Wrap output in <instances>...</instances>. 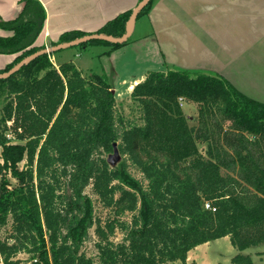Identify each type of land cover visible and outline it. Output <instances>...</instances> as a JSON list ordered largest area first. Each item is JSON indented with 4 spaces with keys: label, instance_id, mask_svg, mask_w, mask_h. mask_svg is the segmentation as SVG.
<instances>
[{
    "label": "trees",
    "instance_id": "1",
    "mask_svg": "<svg viewBox=\"0 0 264 264\" xmlns=\"http://www.w3.org/2000/svg\"><path fill=\"white\" fill-rule=\"evenodd\" d=\"M23 2L17 18L0 16V28L13 32L0 36V54L16 55L0 74L45 49L35 43L46 10L38 0ZM153 2L137 20L150 12ZM132 13L119 14L97 33L122 37ZM89 34L65 31L51 44ZM130 40H93L77 47L117 50ZM57 53L42 55L0 79V99L5 101L0 112V235L12 221L11 233L0 239V264H23L21 253L29 255L30 264H97L82 251L93 227L99 264H186L191 250L224 237L238 251L233 264H255L244 252L264 244V102L222 76L152 71L131 92L141 122L131 121L118 112L105 73L86 77L72 62L57 68L51 61ZM179 99L199 105L197 130L188 125ZM219 118L230 123L232 137L225 140L233 153L210 142L214 131L208 123ZM10 121L19 142L7 136ZM245 139L256 145L255 156L247 152ZM200 141L208 143L206 155ZM116 151L119 160L112 163ZM237 165L248 173L244 178L256 192L221 174L222 168L232 171ZM131 166L144 181L133 175ZM89 186L114 212L104 226L86 193ZM127 214L130 221L123 219ZM117 229L124 234L120 243L112 239Z\"/></svg>",
    "mask_w": 264,
    "mask_h": 264
},
{
    "label": "crops",
    "instance_id": "2",
    "mask_svg": "<svg viewBox=\"0 0 264 264\" xmlns=\"http://www.w3.org/2000/svg\"><path fill=\"white\" fill-rule=\"evenodd\" d=\"M46 10V22L42 33L39 35L35 45L36 46H45V48L52 47L51 43H58L60 35L69 30H82L89 33H97V31L104 26L108 21L114 19L119 14L124 13L129 10H134L137 5L140 3V0H38ZM171 1L175 0H154L150 12L143 16L145 23L149 22L151 28L143 29L144 24L141 26V32L137 34L139 25V19L136 21V26L134 32L132 33V39L130 42L117 50H113L109 46H92L84 49H79V47H73L75 53L71 57L67 55L68 50H62L61 52L51 55V61H58L59 64L63 62H72L78 69L85 70L90 69L95 72L94 67H86L85 61L91 65L94 64V61L98 57L112 59L115 54H118L125 50V48H130L131 45H139L141 42L148 38H153L157 44V49L159 53L155 54L152 48H146L147 53L151 54V61L153 58H157V61L160 62V54L162 55L161 64H163V70L167 71L169 69H182L189 71H198L201 69L204 64H210L213 66L212 69L203 68L207 73L222 76L224 79L228 80L233 86L238 90L250 96L253 99H256L260 102L264 100L259 99V96H254V91L256 90V84L251 85L249 78H246V73L249 68V73L256 77L255 79L264 77V63H258V54L255 53L256 41L255 39L250 38V33L244 34L243 37L240 36L239 30L234 36V27L229 24L226 17H224L225 9H223L222 3L215 2L213 5L208 7L209 11L215 10V14H220L219 18L216 16L215 20L218 23V26L213 28L209 26L212 31H215L214 40L211 38L210 44H206L204 47L200 42H194L195 44L191 45L185 53H182L181 57H175L174 52H168L171 50L170 47L166 45L165 39H172L181 36L182 33H172L170 30H167L168 27H160L163 25L164 21H168L169 18L172 20L175 16L173 13V8L169 6ZM255 2L254 0H229L224 2V7H228V4H233L237 8H244L240 13V16H245L247 19L251 14H255ZM226 3V4H225ZM228 3V4H227ZM241 4V5H240ZM246 4V5H245ZM24 2L23 0H0V16L5 20H12L19 16L23 9ZM218 9V10H217ZM238 14V13H237ZM233 16V14H232ZM193 18V17H191ZM142 20V19H141ZM178 20V19H177ZM219 21V22H218ZM207 27V26H206ZM207 29V28H206ZM244 29H250L249 26H244ZM184 38L189 36H195V32L190 29H184ZM208 30V29H207ZM253 33V32H252ZM137 34V35H136ZM13 35V32L3 30L0 28V36L8 37ZM254 35V34H253ZM139 37V38H138ZM170 37V38H169ZM261 39V38H260ZM259 39V40H260ZM215 41V42H214ZM255 41V42H253ZM144 43V42H143ZM198 45V48L196 47ZM146 47V46H144ZM252 51L251 56L255 55V62L251 63V67H248L246 72L240 70V61L244 60V52ZM154 54V55H153ZM84 55H87L88 58L80 60L79 64L76 62L77 59L83 58ZM243 55V56H240ZM121 57L123 54L120 55ZM147 56V55H146ZM149 56V55H148ZM16 58V55H6L0 54V70L6 68L8 64H11ZM238 64H235V61L238 60ZM183 59V60H182ZM257 67L258 65H260ZM95 65V64H94ZM228 67L233 72L228 70ZM216 68V69H215ZM238 68V71H237ZM105 74L110 77H115L120 79L122 83H126V79L120 73L117 64H109L108 69H104ZM97 73V72H96ZM104 73V72H103ZM145 78L144 75L134 78L128 85V90L131 93L132 89L136 84L143 81ZM245 89H249L248 92H245ZM257 91V90H256ZM258 93V91L256 92ZM224 241L226 248V253L221 252L219 249L218 254L212 253V246L214 242ZM256 247V246H254ZM238 251L232 246L230 238L224 237L216 241L208 242L202 244L195 249L191 250L188 253V258L186 264H221L220 261H216L217 256L224 255L226 259H230ZM264 257V256H263ZM256 257L252 255L254 261ZM262 258V257H261ZM219 260V259H217ZM232 262V260H230ZM255 263V262H254ZM173 264H182L181 262H175ZM233 264V263H232Z\"/></svg>",
    "mask_w": 264,
    "mask_h": 264
},
{
    "label": "rangeland",
    "instance_id": "3",
    "mask_svg": "<svg viewBox=\"0 0 264 264\" xmlns=\"http://www.w3.org/2000/svg\"><path fill=\"white\" fill-rule=\"evenodd\" d=\"M218 1L219 3H222L221 5L223 6V9H225L226 11L224 12V17H226L228 23L233 25L234 27V36L237 34L236 32L237 30H239V34L241 37H243L244 34L246 35L250 33V38L252 40L255 39V41L257 42L256 43L255 41H253L257 44L254 51L255 53L257 52L258 54L257 56L258 63L259 62L264 63V0H254L256 1L255 2V14H251L249 19H247V17L245 16H240V13H239V12H242L243 9L246 7L237 8L233 6V4L227 3L228 7L225 8L224 2L229 1V0H175V2L169 1L170 2L169 6L173 8V13L175 14L176 17H174L172 20L169 18L168 21H164L163 25L162 26L160 25V27H163V28L168 27L167 30H170L173 34L179 33V32L182 33V31L184 34V32L186 31L184 29L188 28L195 32L194 34L195 36H191L190 34L189 36L184 38V35L182 34L181 36L175 38L174 40L165 39V41L167 42L166 45L168 46L172 45L170 47L171 49H168L171 51H168V52H174L175 57H179V56L181 57L182 53H185L187 48L195 44L194 42L198 41L205 47L207 43L208 44L211 43L209 42L211 38L214 40L213 36L216 32L212 31L209 28V26H212L213 28L218 26V23L216 22L215 17L217 16L219 18L221 13L214 15L215 10L209 11L208 7L214 6L213 4ZM144 19H145L144 17H141L139 19V22L137 23L139 25V28H138L139 30L137 32L138 35L141 32L142 24H144L143 29L145 30L147 28H151V24L149 22L145 23ZM244 26H249L250 29L243 30ZM143 42H141L139 45H131L130 48L126 47L124 51L118 54H115V56H113L111 60H109L108 58H104V57H98L94 61L95 65L94 64L91 65L90 63H88L87 60L85 61L86 67H89V66L94 67L96 70L95 72L99 74H103V72L105 73L104 69L105 68L106 70L108 69L110 62L117 64V67L120 73L126 79V83L124 84L122 83L120 79L116 77L115 79L113 76L110 78L108 77L109 82L112 85L115 96H116L117 110L121 115H124V117L127 118L128 120H131V121L136 120L137 122H141L139 119L140 114L138 112L137 103L134 102L131 98V93L128 90V86H129L128 84L131 81H133L134 78L136 77H139L141 75L146 76L149 72H152V71H162L163 70V64H161V61L163 62L162 55L160 54V58H159L160 62H158L157 58L155 57L151 61V54L147 53L146 50H144L146 48H152L151 50H153L155 54L159 53L160 51L159 49H157V44L155 40H153V38H148L144 40ZM196 47L198 48V45H196ZM73 53H75V51L73 50V48H70V50H68L67 52V55L71 57ZM251 53L252 51L246 50L244 52V60L240 61V64H239L240 70L241 71L243 70V72H246V70L244 69L251 67V63L256 61L253 59L255 58V55L251 56ZM121 54H123L122 57L120 56ZM240 56H243V55H240ZM87 58L88 56L84 55L83 58L77 59L76 62L79 64L80 60H84ZM238 62H239V58L238 60L235 61V64H238ZM53 64L57 68H59L58 61L55 60ZM259 66H261V64L258 65L257 67ZM203 68L212 69L213 66H211L210 64H204V66H202L200 70L193 71V72L195 73L205 72L206 74H210V73H207L208 71H206ZM251 68L248 69L246 73V78H249L248 81H250L251 85L253 83L256 84L255 89L258 91V93H256L257 91L255 90L254 91L255 93L253 95L259 96V99L264 100V77L255 79L256 77L252 74V72L249 73V70ZM228 70L231 72V75L233 76V72L230 69V67H228ZM237 71H238V68H237ZM82 72L84 76L88 77V75L93 71H91L90 69H85V70H82ZM194 75L195 74H193V76ZM248 90L249 89H245L244 91L248 92ZM179 100H180L182 109L184 111V114L188 120V125L197 130L200 127L199 105L197 103L190 102L186 99H179ZM4 105H5V101L3 100V98H1L0 99V112L3 111ZM8 126L10 129L7 132V136L10 138V140H14V141L16 140V142H19V140L15 138L16 134H15L14 128L12 127V121L8 123ZM207 127H209L211 130L213 129L212 131H214L212 132L213 138L210 140V142H212L215 146H221L223 150H227L229 153H233L234 151L233 148H231L225 140V138L227 137H232L230 134L232 132L230 123L222 122L221 118L215 119V120L210 119ZM247 137H249L250 139H254L253 136H247ZM246 139L243 140L242 142L248 145L247 152L250 153L252 156H255L258 152L256 145H252L251 144L252 142H250L249 140H247L246 142ZM261 142L262 143L260 144V149L264 150V142L263 141ZM198 146H199L201 153L206 155L207 149H208V143L200 141L198 142ZM1 152H2V147L0 146V155H1ZM111 161L112 163H116L118 159L116 158L111 159ZM25 164H26L25 161L22 162L20 164V167L21 168L24 167ZM130 170L135 177L144 181L142 173L137 171L132 166L130 167ZM245 173H246L245 171L241 172L238 169V165L235 168V170H232V171L226 168L221 169V174L223 176L235 177L236 179L240 181L243 187H248V189L251 190L252 192H256L253 186H251V184L247 182V180L244 178ZM246 174L248 175V173ZM11 182H12V186H15L17 184L16 180L12 178H11ZM238 190H240V188H238ZM86 193L90 195L92 199L94 200L96 217L103 223V226L105 225L106 222H108L109 220L115 217L113 210L104 207L102 203L100 202L98 196L93 193L92 186H89L86 189ZM123 219L130 221L131 215L130 214L125 215ZM11 228H12V221H10V223L2 230L1 235H0L1 240H4L11 233ZM112 239L116 243H120L124 239V234L119 229H117L116 234L112 237ZM97 242H98V236L96 234V227H93L90 230L89 239L85 242L82 248V251L88 257L95 259L96 263L99 264L98 250L96 246ZM224 243L225 242L223 240L220 242H216V243L214 242L212 246V250H211L212 253L218 254L219 249H220L222 253L224 252L225 255L228 256L226 253V248H225ZM237 253H235L230 259H226L227 257L226 256L223 257L224 255L221 254L220 257L217 256L216 261H220L221 264H232L230 260H232L233 257L237 255ZM244 254L249 255L251 257L252 255L255 256L256 257L254 259L255 264H264V257H263L264 256V244H260L256 247H251L248 250H246ZM18 258L23 261V264H30V261L28 260L29 255L25 253H21L18 256Z\"/></svg>",
    "mask_w": 264,
    "mask_h": 264
},
{
    "label": "water",
    "instance_id": "4",
    "mask_svg": "<svg viewBox=\"0 0 264 264\" xmlns=\"http://www.w3.org/2000/svg\"><path fill=\"white\" fill-rule=\"evenodd\" d=\"M151 1L152 0L140 1V3L137 5V7L133 10V13L131 15V19H130L128 26H127V31L122 37H115L112 35H106V34H100V33H92V34L86 35L82 38H78V39L73 40V41L68 42V43H62V44H58L56 46L45 48L41 51H38V52L30 55L29 57L23 59L21 62H19L17 65H15L11 70L0 74V79H6V78L14 75L21 68L30 64L32 61H34L35 59H37L38 57H40L42 55L57 53L59 51L70 49L73 47H77L81 44H84V43H87V42H90L93 40H102V41H106V42H109L112 44H123V43L127 42L129 40V38L132 36V33L134 31V27H135V24L137 21V17L139 16V14L142 12V10ZM115 156L119 160V155H118L117 151H116Z\"/></svg>",
    "mask_w": 264,
    "mask_h": 264
},
{
    "label": "built area",
    "instance_id": "5",
    "mask_svg": "<svg viewBox=\"0 0 264 264\" xmlns=\"http://www.w3.org/2000/svg\"><path fill=\"white\" fill-rule=\"evenodd\" d=\"M206 207L209 208V209L211 208L209 204H206Z\"/></svg>",
    "mask_w": 264,
    "mask_h": 264
}]
</instances>
